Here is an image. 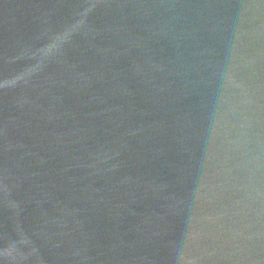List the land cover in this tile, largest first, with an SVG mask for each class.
<instances>
[{"label":"water","instance_id":"1","mask_svg":"<svg viewBox=\"0 0 264 264\" xmlns=\"http://www.w3.org/2000/svg\"><path fill=\"white\" fill-rule=\"evenodd\" d=\"M0 264H264V0H0Z\"/></svg>","mask_w":264,"mask_h":264}]
</instances>
